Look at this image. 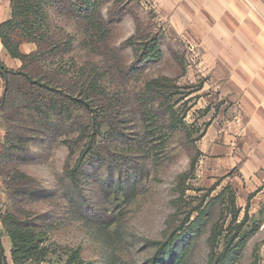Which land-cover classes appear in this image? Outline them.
<instances>
[{"label":"rangeland","instance_id":"374dc122","mask_svg":"<svg viewBox=\"0 0 264 264\" xmlns=\"http://www.w3.org/2000/svg\"><path fill=\"white\" fill-rule=\"evenodd\" d=\"M185 1H98L103 40L71 10H47L68 46L46 69L86 107L1 108L0 217L34 233L51 264H264V185L241 195L205 173L201 150L213 119L237 115L211 79H264V37L249 49L189 35L186 16L203 15ZM249 1L254 29L264 0ZM153 45L160 56L142 61ZM0 236L11 264L1 220Z\"/></svg>","mask_w":264,"mask_h":264},{"label":"crops","instance_id":"0c3cea01","mask_svg":"<svg viewBox=\"0 0 264 264\" xmlns=\"http://www.w3.org/2000/svg\"><path fill=\"white\" fill-rule=\"evenodd\" d=\"M250 5L249 0H187L184 6L181 5L185 12L203 16H186L184 28L192 36L202 31V34L217 37H244V43L250 49L251 35L264 37V23L251 28ZM10 15V0H0V24ZM231 38L226 41L232 43L233 40L236 46H241V40L236 42ZM34 50L33 44L19 46L23 55ZM0 60L8 69L17 70L21 66L1 43ZM211 80L218 85L220 98L225 99L226 104L227 101L231 103L230 110L233 112L235 108L237 115L225 118L218 115L210 122L201 140V150L209 153V167L205 173L228 179L241 195L247 196L264 185V79ZM1 95L0 84V98Z\"/></svg>","mask_w":264,"mask_h":264},{"label":"trees","instance_id":"16d2710c","mask_svg":"<svg viewBox=\"0 0 264 264\" xmlns=\"http://www.w3.org/2000/svg\"><path fill=\"white\" fill-rule=\"evenodd\" d=\"M101 0H10V18L0 24V43L8 55L20 61L17 70L8 69L0 60V84L2 95L0 110L7 103L19 101L22 106L33 113L44 115L50 107H74L83 109L86 105L82 100L69 95L60 94L56 90L55 79H60V72L46 69V61L66 50L67 44L53 33L48 21L47 10L54 7L59 12L65 9L72 11L80 22L83 30L90 32L99 40L107 34V27L99 11ZM106 1V0H102ZM22 44H33L35 50L23 55L19 51ZM160 53L156 45L145 50L142 61L158 58ZM14 102H11L13 99ZM25 104V105H24ZM21 106V105H20ZM85 149L79 159H83ZM4 230L11 242V264H51L46 261L47 250L38 237L22 227L17 219L0 217ZM163 261V259H159ZM158 261V262H159ZM0 264H10L6 258L0 236ZM65 264H71L68 259Z\"/></svg>","mask_w":264,"mask_h":264}]
</instances>
